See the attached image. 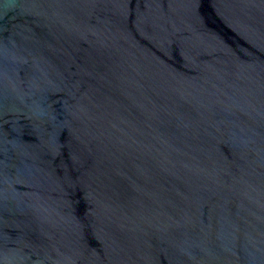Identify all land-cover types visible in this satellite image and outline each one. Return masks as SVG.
<instances>
[{"label": "water", "instance_id": "obj_1", "mask_svg": "<svg viewBox=\"0 0 264 264\" xmlns=\"http://www.w3.org/2000/svg\"><path fill=\"white\" fill-rule=\"evenodd\" d=\"M0 264H264V0H0Z\"/></svg>", "mask_w": 264, "mask_h": 264}]
</instances>
